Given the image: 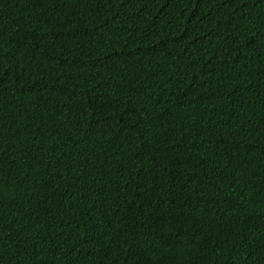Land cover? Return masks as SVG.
I'll return each mask as SVG.
<instances>
[{
    "label": "trees",
    "instance_id": "trees-1",
    "mask_svg": "<svg viewBox=\"0 0 264 264\" xmlns=\"http://www.w3.org/2000/svg\"><path fill=\"white\" fill-rule=\"evenodd\" d=\"M0 264H264V0H0Z\"/></svg>",
    "mask_w": 264,
    "mask_h": 264
}]
</instances>
